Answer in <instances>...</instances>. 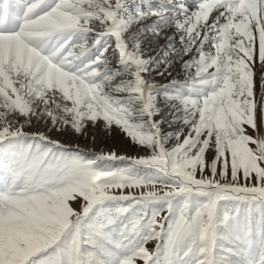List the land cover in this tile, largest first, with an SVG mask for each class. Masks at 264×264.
<instances>
[{"label":"rangeland","instance_id":"374dc122","mask_svg":"<svg viewBox=\"0 0 264 264\" xmlns=\"http://www.w3.org/2000/svg\"><path fill=\"white\" fill-rule=\"evenodd\" d=\"M0 264H264V0H0Z\"/></svg>","mask_w":264,"mask_h":264}]
</instances>
